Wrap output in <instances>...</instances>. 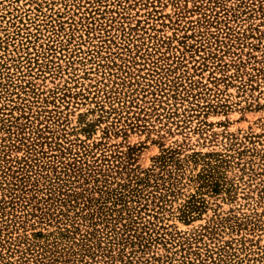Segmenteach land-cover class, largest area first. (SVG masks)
<instances>
[{
    "label": "rangeland",
    "instance_id": "374dc122",
    "mask_svg": "<svg viewBox=\"0 0 264 264\" xmlns=\"http://www.w3.org/2000/svg\"><path fill=\"white\" fill-rule=\"evenodd\" d=\"M0 264H264V0H0Z\"/></svg>",
    "mask_w": 264,
    "mask_h": 264
}]
</instances>
